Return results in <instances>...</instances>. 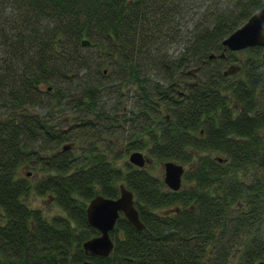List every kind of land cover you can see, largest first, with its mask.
Instances as JSON below:
<instances>
[{
  "label": "trees",
  "instance_id": "obj_1",
  "mask_svg": "<svg viewBox=\"0 0 264 264\" xmlns=\"http://www.w3.org/2000/svg\"><path fill=\"white\" fill-rule=\"evenodd\" d=\"M262 6L0 0V264H226L238 248L264 264V46L223 44ZM135 150L187 164L184 185ZM25 161L43 176L19 174ZM120 184L143 227L120 214L110 253L87 254V203ZM33 191L62 213L32 208Z\"/></svg>",
  "mask_w": 264,
  "mask_h": 264
},
{
  "label": "water",
  "instance_id": "obj_2",
  "mask_svg": "<svg viewBox=\"0 0 264 264\" xmlns=\"http://www.w3.org/2000/svg\"><path fill=\"white\" fill-rule=\"evenodd\" d=\"M88 39H82L83 44H88ZM223 44L231 50H239L249 46H264V6L252 13L240 26L234 29L223 39ZM264 56V52H263ZM238 66H231L225 70L229 72ZM68 145H63V148ZM128 160L137 166H144L147 157L139 150L129 153ZM163 180L173 190L180 188L182 176L185 171L182 163L166 160L163 162ZM123 214L136 228L141 229L143 223L139 218L134 205V195L123 184L119 185V194L115 197L97 194L93 196L86 206V217L90 225L98 230V234L82 242L84 252L90 255L106 256L113 247L110 230L116 219ZM77 264H96L91 259H84ZM258 264H263L260 261Z\"/></svg>",
  "mask_w": 264,
  "mask_h": 264
},
{
  "label": "rangeland",
  "instance_id": "obj_3",
  "mask_svg": "<svg viewBox=\"0 0 264 264\" xmlns=\"http://www.w3.org/2000/svg\"><path fill=\"white\" fill-rule=\"evenodd\" d=\"M42 88L44 90H46L47 84H41ZM123 91H126V87L123 88ZM128 89V88H127ZM131 90L133 91V86H130L129 91L131 92ZM107 95H104L105 98H109L106 97ZM105 100V99H104ZM103 100V101H104ZM115 135H112V138L115 139V143H116V147L118 148H123L124 146V140L119 139V138H114ZM70 141H65V144H69ZM142 153L147 157V161L145 164V167L148 168L149 170H151V172L155 175H158L160 177L163 178V173H164V168H163V160L161 159H157V158H152L150 156H147L146 151L142 150ZM128 155L129 153L127 152L126 154V159L128 160ZM122 162V160H121ZM185 169L187 168V164H183ZM18 171L19 174L20 173H25V175L32 181H36L38 178H40L41 176H43V173L41 171H39L38 169H36L35 167H33V165H31L30 163H28V161H25L24 163L20 164L18 167ZM185 178H182V185H184ZM26 200L28 202V204L32 207V208H40V210H42V212H44V214H46L47 216H51L52 214L55 213H62L61 209L58 207V205H56L54 202H52V198L45 194H38L35 191L31 192L28 194V196L26 197ZM243 248H238L236 250L233 251L231 257L229 258V260L227 261L226 264H242V259H241V252H242Z\"/></svg>",
  "mask_w": 264,
  "mask_h": 264
}]
</instances>
